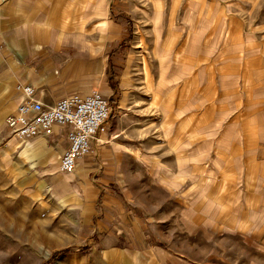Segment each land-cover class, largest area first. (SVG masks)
Here are the masks:
<instances>
[{"label":"rangeland","instance_id":"1","mask_svg":"<svg viewBox=\"0 0 264 264\" xmlns=\"http://www.w3.org/2000/svg\"><path fill=\"white\" fill-rule=\"evenodd\" d=\"M7 2L0 264H264V194L253 185L264 166L246 168L244 155L258 156L264 140L240 128L264 124V0H42L45 38L29 34L32 13L12 33ZM61 23L66 39L47 38ZM34 38L39 54L28 60ZM17 82L48 103L67 82L109 98L104 140H92L87 167L66 188L52 178L66 175L59 155L44 174L47 153L20 157L27 142L4 127ZM64 129L47 144L63 150Z\"/></svg>","mask_w":264,"mask_h":264},{"label":"built area","instance_id":"2","mask_svg":"<svg viewBox=\"0 0 264 264\" xmlns=\"http://www.w3.org/2000/svg\"><path fill=\"white\" fill-rule=\"evenodd\" d=\"M14 88L17 102L5 117V129L24 142L39 135L51 137L56 127L65 128L67 145L60 154L57 170L73 172L77 162L92 149V140L108 129L109 98L92 89L73 91L53 103H45L37 97V87L32 83L17 82Z\"/></svg>","mask_w":264,"mask_h":264},{"label":"crops","instance_id":"3","mask_svg":"<svg viewBox=\"0 0 264 264\" xmlns=\"http://www.w3.org/2000/svg\"><path fill=\"white\" fill-rule=\"evenodd\" d=\"M41 1L42 0H8V2L5 4V17H6V22H9L11 24L10 25V31L12 32V30H13L16 33L19 32L20 29L18 27L16 28V26H19L18 24L24 22V16H27L29 13L30 14L32 13L34 16V19H33L32 25H30V27H28L29 34L33 35L34 37L38 36L40 38L41 37L45 38V35L40 34L41 32L37 27V17H38L37 9H38V5L40 7ZM42 9H44V6L42 7ZM13 26H15L14 29L11 28ZM49 31H52V30H49ZM49 31L48 30L43 31V32H46V37L50 38V40H51L50 35L54 34L57 41H64L66 39L67 33H68L67 31H65L63 23L60 24V26L58 27L56 32H54V30H53V32L50 33ZM72 33H73L72 34L73 37L81 34L80 31L77 29L74 30V32H72ZM53 40H55L54 37H53ZM37 43H38V41H36L34 38L32 46L29 47L28 51L26 52V59H28V60L29 59H35L36 56L39 54L38 47L36 46ZM16 54L21 58V61L23 62L22 54L19 52H16ZM180 55L183 56V54H180ZM182 62H184V61H180L179 63H182ZM30 70L32 71V69H29V71ZM74 88H75L74 83L67 82V83L61 84L60 87L54 92V94L46 93V95L48 97H51L52 99L56 98V100H57L58 98L63 97L65 95L73 92L71 90ZM69 91H71V92H69ZM74 91H76V90H74ZM42 101H44L45 103H48L43 98H42ZM53 102H51V103H53ZM262 122L263 121H261V122H253V121L241 122L240 128L242 130H246V131L256 129L257 130L256 132H249L248 134L252 135V134L256 133L255 136L259 135V137H261V140H264V138H263L264 137V124ZM180 125H183L182 122H180ZM179 127L183 128V126H179ZM58 129H61V128L56 127L55 131ZM187 132H188V130L186 129L184 132L185 139L187 138ZM36 137L39 138V136H36ZM46 138H48V137H42L40 139H32L31 141H25V142H27V144L24 146V148L20 152V154H21L20 157H24V159L27 158L28 160H34V157L37 156L38 151H40V150L42 152L47 153V156L45 157L44 166H48V168L45 169L44 174L55 172L54 171L55 169L52 168V165H53L54 160L57 159L58 155L60 157V154H61L60 152L62 151V148L60 147V145L58 146L57 143L47 144ZM103 140L104 139H103L102 135H99L98 137H96V144L95 145L102 143ZM246 140L249 141V138H246ZM246 140H245V142H246ZM63 141L64 142L62 144L65 148L67 145L65 138L63 139ZM25 142H24V144H25ZM6 144L10 145L11 142L8 141ZM254 144H252V145H254ZM260 147H262V149H260L258 152H256L257 148L256 147L254 148V151L258 154V156H254V155L250 156V155H247V153L244 154L247 156L245 158V161L247 162L246 168L250 167L253 169V159L256 161V164L260 165L261 167L264 166V148H263L264 143L263 142L260 143ZM13 150H15V148L11 149V151H13ZM16 151H17V149H16ZM246 151H247V148H246ZM250 153L252 155V148L250 149ZM28 155H30V156H28ZM259 160L261 161V163L258 162ZM87 161H88V158H86V157H84L82 160H79L77 162L76 167H75L73 172L66 173L65 176L59 178L57 181L55 180L56 179L55 176L52 177L54 179L55 185L58 184V186L61 188H63V187L66 188V186L68 187L69 182H71L75 179V175H78L79 174L78 172H82L84 170V166L87 167V165H88ZM29 165H31L32 167L35 166L36 161L33 163L30 162ZM260 166H255V168H258ZM79 175H82V173ZM255 178H257V176ZM253 185L256 187L259 185L260 186L259 188L262 191V194H264V173L263 172L261 173L260 180L259 181L257 180L256 182H254ZM72 191L76 192L77 191L76 187H73ZM262 194H261V196H262ZM255 207H259V206H255ZM261 207L262 206H260V208Z\"/></svg>","mask_w":264,"mask_h":264}]
</instances>
